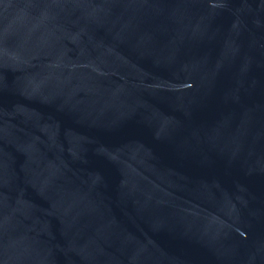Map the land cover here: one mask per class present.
<instances>
[{
	"label": "water",
	"instance_id": "95a60500",
	"mask_svg": "<svg viewBox=\"0 0 264 264\" xmlns=\"http://www.w3.org/2000/svg\"><path fill=\"white\" fill-rule=\"evenodd\" d=\"M0 264H264V0H0Z\"/></svg>",
	"mask_w": 264,
	"mask_h": 264
}]
</instances>
